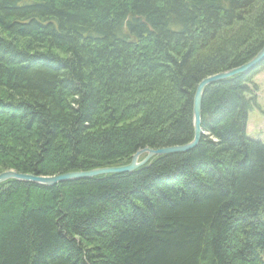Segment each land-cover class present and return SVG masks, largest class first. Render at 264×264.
<instances>
[{
	"label": "trees",
	"instance_id": "obj_1",
	"mask_svg": "<svg viewBox=\"0 0 264 264\" xmlns=\"http://www.w3.org/2000/svg\"><path fill=\"white\" fill-rule=\"evenodd\" d=\"M264 48V0H0V174L129 164L194 138L206 79ZM211 84L197 148L0 185V264H264L255 78Z\"/></svg>",
	"mask_w": 264,
	"mask_h": 264
},
{
	"label": "water",
	"instance_id": "obj_2",
	"mask_svg": "<svg viewBox=\"0 0 264 264\" xmlns=\"http://www.w3.org/2000/svg\"><path fill=\"white\" fill-rule=\"evenodd\" d=\"M263 63L264 48L258 53V55L254 59H252L250 62L243 65L242 67L208 78L198 86L194 99V138L191 143L185 146L171 147L160 150L145 149L138 152L133 157L132 161L127 165L96 169L88 172H74L54 177H37L32 175L19 174L14 171H8L0 174V185L7 181L15 180L21 182H30L44 187H53L63 182L92 179L102 175L134 173L140 168L150 165V163L157 157L170 154L187 153L198 147L202 135L204 134V130L202 127V103L205 89L211 84L225 81L238 75L248 74L260 67Z\"/></svg>",
	"mask_w": 264,
	"mask_h": 264
},
{
	"label": "rangeland",
	"instance_id": "obj_3",
	"mask_svg": "<svg viewBox=\"0 0 264 264\" xmlns=\"http://www.w3.org/2000/svg\"><path fill=\"white\" fill-rule=\"evenodd\" d=\"M255 82L260 88L257 96V101L260 108H255L249 114L248 135L253 140H260L264 142V70L257 75Z\"/></svg>",
	"mask_w": 264,
	"mask_h": 264
},
{
	"label": "crops",
	"instance_id": "obj_4",
	"mask_svg": "<svg viewBox=\"0 0 264 264\" xmlns=\"http://www.w3.org/2000/svg\"><path fill=\"white\" fill-rule=\"evenodd\" d=\"M247 132H249V125H248V128H247Z\"/></svg>",
	"mask_w": 264,
	"mask_h": 264
}]
</instances>
